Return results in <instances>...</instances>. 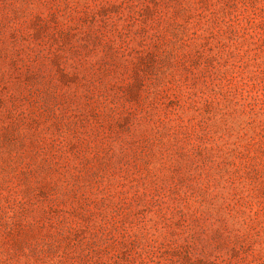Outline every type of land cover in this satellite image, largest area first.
<instances>
[{
  "label": "rangeland",
  "instance_id": "rangeland-1",
  "mask_svg": "<svg viewBox=\"0 0 264 264\" xmlns=\"http://www.w3.org/2000/svg\"><path fill=\"white\" fill-rule=\"evenodd\" d=\"M0 264H264V0H0Z\"/></svg>",
  "mask_w": 264,
  "mask_h": 264
}]
</instances>
